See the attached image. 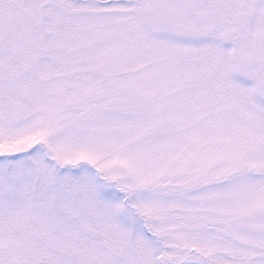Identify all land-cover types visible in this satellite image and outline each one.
<instances>
[{"label": "snow or ice", "instance_id": "6c2138e0", "mask_svg": "<svg viewBox=\"0 0 264 264\" xmlns=\"http://www.w3.org/2000/svg\"><path fill=\"white\" fill-rule=\"evenodd\" d=\"M257 96L264 0H0V264H264Z\"/></svg>", "mask_w": 264, "mask_h": 264}, {"label": "rangeland", "instance_id": "374dc122", "mask_svg": "<svg viewBox=\"0 0 264 264\" xmlns=\"http://www.w3.org/2000/svg\"><path fill=\"white\" fill-rule=\"evenodd\" d=\"M226 46H230V45H226ZM234 79H235L238 83L242 84V85L245 86V87H252L253 84H254L253 81L248 80L246 77H243V76L240 75V74H236V75L234 76ZM256 100H257V103H258V104H261V106H264V97H259V96H257V97H256Z\"/></svg>", "mask_w": 264, "mask_h": 264}]
</instances>
